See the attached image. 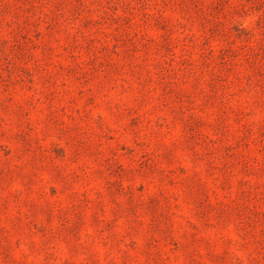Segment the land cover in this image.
Instances as JSON below:
<instances>
[{"label":"rangeland","instance_id":"rangeland-1","mask_svg":"<svg viewBox=\"0 0 264 264\" xmlns=\"http://www.w3.org/2000/svg\"><path fill=\"white\" fill-rule=\"evenodd\" d=\"M0 264H264V0H0Z\"/></svg>","mask_w":264,"mask_h":264}]
</instances>
